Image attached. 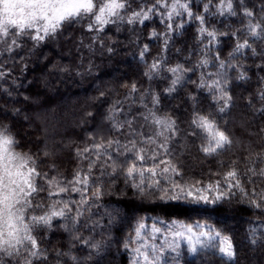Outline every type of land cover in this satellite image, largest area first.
Segmentation results:
<instances>
[{
    "label": "trees",
    "instance_id": "trees-1",
    "mask_svg": "<svg viewBox=\"0 0 264 264\" xmlns=\"http://www.w3.org/2000/svg\"><path fill=\"white\" fill-rule=\"evenodd\" d=\"M207 2L191 0V7L194 12L202 13L203 4ZM215 3L213 0V5ZM246 3L252 6L258 0H246ZM210 13L204 14L206 26L210 29L231 33L243 28L240 16H220L215 14V6L210 8ZM183 19L177 17L176 22ZM161 21L160 16H153L142 25L112 24L103 32L96 33L87 31L88 21L85 19L65 24L54 37L39 43L24 38L22 47L15 53L0 55L2 70L8 73L0 79V123L9 125L16 135L20 142L17 151L39 154L47 144L49 150L56 152L59 173L70 180L75 171L87 170L88 160L78 158L76 151L91 146L93 140L90 136L95 137L96 142L103 137L119 139L122 144H128L133 136L138 141L154 137L157 127L151 119H144L151 110L158 116L167 115L176 120L179 131L170 142L171 158L182 172V176L174 177L176 181L197 188L217 181L223 186L224 174L230 167H235L244 187L249 191L255 187L259 193L264 190V180L253 177L255 184H249L243 173L249 164L246 158L255 157L258 152L264 153V132L260 131L264 128V116L247 104V100L252 98L254 107L261 106L255 96L258 90H264V56H253L249 52L243 56L236 54L232 59V64L243 66L241 70L246 71L249 79L237 80V72L228 70L233 106L220 114L208 90L199 89L192 83L198 81L203 72L217 71L211 64L208 68L198 67L201 59L214 55L204 47L207 40L201 42L198 37V22L185 23L178 31L168 33L165 49L164 33L167 29ZM152 31L160 35L151 37ZM97 36L99 39L94 40L93 37ZM145 44L149 51L141 61L139 52ZM234 44L233 37L222 36L216 50L227 59ZM109 47L112 52L108 51ZM254 47L260 51L264 49V43L258 42ZM157 59L161 60V69L148 79L144 73ZM177 65L193 71L183 73L177 91L167 94L165 89L175 78L167 69ZM133 84L136 85L135 92L131 90ZM153 95H159V105L152 104ZM189 96H195V102ZM194 107L201 114L215 118L219 126L231 135L234 143L230 150L214 157H206L199 151L202 139L189 134ZM88 112L93 115L87 116ZM118 126H122L119 131ZM91 158L95 159V156ZM50 163L51 160L39 156L40 170L48 172L49 176L55 174L49 168ZM251 163L264 167L259 160L252 159ZM102 164L103 161H97L93 176L98 178L104 195L99 200L90 201L92 207L82 219L88 227L77 226L79 234L90 237L100 248L94 252L76 244L71 251L81 258V264H131L130 252L123 247L125 234L131 229V224L146 216L212 224L231 236L237 251L236 264H264V244L258 242L253 246L249 242V229H259L264 225V209L252 207L248 198L239 191L233 189L235 196L216 205L186 200L162 201L160 196L164 191L148 190L142 196L125 184L122 175L114 182L108 175L101 176ZM161 187L168 191V195L175 194L176 190L167 181L162 180ZM72 198L79 200L76 193ZM97 222L99 227L95 226ZM61 223L63 221H56L57 226L51 231L41 230L42 247L50 252L53 249L67 251L68 246L74 243L70 234L58 226ZM182 264L231 262L207 251L194 256L185 255Z\"/></svg>",
    "mask_w": 264,
    "mask_h": 264
},
{
    "label": "snow or ice",
    "instance_id": "snow-or-ice-1",
    "mask_svg": "<svg viewBox=\"0 0 264 264\" xmlns=\"http://www.w3.org/2000/svg\"><path fill=\"white\" fill-rule=\"evenodd\" d=\"M213 6L216 8L215 14L220 16L242 17L243 28L227 33L207 27L204 14H212L210 8ZM153 16H160L161 22L165 23V49L168 45V33L178 31L185 23L198 22V37L201 42L207 40L204 47L208 52H214L211 58L205 56L201 59L198 67L208 68L211 64L217 71L203 72L199 80L192 83L199 89H207L217 106V112L226 113L233 106L228 70L237 72V80L249 79L246 71L241 70L243 66L232 64V59L236 54L243 56L249 52L253 56H264V49L258 51L254 47L258 42L264 43V0H258L252 6L246 0H216L215 5L213 0H208L203 4L202 13L193 11L191 0H0V55L15 53L22 47L24 38L39 43L48 37H54L65 24L87 19V31L101 33L108 25H142ZM177 17L184 19L177 23ZM159 35L156 31L150 34L151 37ZM229 35L234 38L235 44L228 53V58L224 59L216 49L220 37ZM93 39L98 40L99 37ZM108 51L112 52L113 49L109 47ZM148 51L149 47L145 44L139 52L141 61ZM2 69L3 63L0 62V79L8 75ZM160 69L161 60H154L144 75L152 79ZM167 71L175 77L165 89L167 94H172L181 84L183 73L193 69L177 65ZM131 90H137L135 84L131 86ZM189 99L195 102L196 98L189 96ZM255 100L261 106L254 107V100L249 98L248 107L264 116V90H258ZM152 104H160L159 95L152 96ZM86 115L91 117L93 114L88 112ZM144 119H151V123L157 127L154 137L138 141L133 136L128 144H122L119 139L103 137L96 142V138L90 136L93 140L91 146L76 151L78 158L88 160L87 170L81 168L75 171L70 180L59 173L55 161L56 152L49 150L47 144L39 154L17 151L20 142L16 135L9 125L0 123V264H81V258L71 251L76 244L94 252L99 251L100 245L90 237L85 238L79 234L80 229L77 227H88L86 222L82 223V219L92 207L90 201L99 200L104 195L98 178L93 176L97 161H103L101 176L108 175L114 182L122 175L125 184L142 196L148 190L164 191V195L160 196L162 201L186 200L216 205L235 196V189L248 198L252 207L264 209V190L258 193L255 187L250 191L246 189L235 167H230L224 174L223 186L217 181L197 188L195 185H184L176 181L174 177L182 176L179 165L171 158L170 142L179 131L176 120L167 115L158 116L151 110ZM128 124L131 127V123ZM120 127L122 126L117 127L118 131ZM189 127L191 136L202 139L199 151L206 157H214L230 150L234 143L231 135L219 126L215 118L201 114L195 107ZM260 131L264 132V128ZM40 155L51 160L49 168L54 175L49 176L48 172L40 170ZM92 155L95 159L91 158ZM246 159H249V164L243 175L248 183L255 184L253 177L264 180V167H256L251 163L252 159L264 163V153L258 152L255 157ZM162 180L171 184V188L176 190L175 194L168 195V191L161 187ZM73 193L78 194L79 200L72 198ZM56 221H63L58 226L68 232L74 242L68 246L67 251L53 249L50 252L48 248L42 247L41 230H53L57 226ZM158 224L161 226H157ZM95 226L99 227V223ZM249 233L251 245L255 246L258 242L264 244V225H260L259 229L250 228ZM132 245L135 247H131ZM123 247L133 253L131 264H163L166 255L171 253L175 254L171 258L179 264L177 258L181 255L182 247L193 256L211 251L231 264H236L237 258L236 247L230 235L212 224L200 222L185 224L176 220H156L149 227L141 218L129 233ZM91 255L92 252L89 253V258Z\"/></svg>",
    "mask_w": 264,
    "mask_h": 264
},
{
    "label": "rangeland",
    "instance_id": "rangeland-1",
    "mask_svg": "<svg viewBox=\"0 0 264 264\" xmlns=\"http://www.w3.org/2000/svg\"><path fill=\"white\" fill-rule=\"evenodd\" d=\"M145 223L150 227L151 224L153 223V221H156V220H163L165 222H170V221H173V220H168V219H162V218H158V217H144L143 218ZM176 220V219H174ZM176 221H180V222H183L185 224H193V223H188V222H185L183 220H176ZM137 223V222H136ZM136 223H133L131 224V229L129 230L128 233L125 234V238L126 240L128 239V236H129V233H131L133 231V228L135 226ZM196 223V222H195ZM200 223H203V222H200ZM157 226H161V225H157ZM159 242V241H158ZM131 247H135V245H132ZM129 252H130V256H131V261H132V258H133V253L131 252L130 249H128ZM175 254L174 253H171V254H167L166 257H165V261L163 262V264H176V262L171 258L172 256H174ZM185 255H191V254H188L187 251H186V248L182 247L181 249V255L177 258L178 261H179V264H182V259L184 258Z\"/></svg>",
    "mask_w": 264,
    "mask_h": 264
}]
</instances>
